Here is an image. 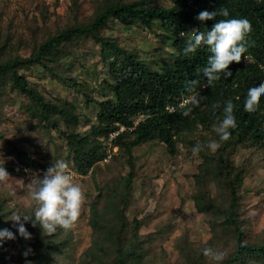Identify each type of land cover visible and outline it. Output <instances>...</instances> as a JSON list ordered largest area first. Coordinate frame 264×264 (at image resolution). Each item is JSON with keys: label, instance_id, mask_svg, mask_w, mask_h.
Wrapping results in <instances>:
<instances>
[{"label": "trees", "instance_id": "1", "mask_svg": "<svg viewBox=\"0 0 264 264\" xmlns=\"http://www.w3.org/2000/svg\"><path fill=\"white\" fill-rule=\"evenodd\" d=\"M220 9H227L228 17L217 15L216 20L203 22L196 19L201 11ZM38 10L44 20L49 18L48 9L43 3H39ZM231 18H246L251 22L248 51L240 63L233 62L229 66L231 77L224 79L222 76L218 82L206 86L202 70L207 66L211 54L209 48L201 45L196 52L188 55L184 54L183 49L193 30L207 33L216 21ZM112 19L130 26L141 23L145 27H152L155 23L159 24L164 32L162 37L170 41L173 49L171 58L146 63L139 58L137 50L109 39L102 30ZM46 30L40 39L27 40L29 43L20 47L15 43L8 44V36L4 39L0 32V96L6 86L21 92L26 98L29 116L47 131L48 124L55 128L63 123L62 134L75 168L82 174L91 170L90 177L98 195L103 197V203L100 207L90 204L89 223L94 238L101 236L102 239H94L90 252L84 253V258L88 254L92 259L100 256L105 264H168L164 254L160 251L149 252L145 248V239L136 238L138 230L145 224V217L134 215L129 224L126 221L125 212L136 202L133 195L138 176L134 165L137 158L135 149L148 141L158 140L165 146L166 152L173 155L178 142L185 146L189 142L193 147L201 145L191 138L196 130L204 129L211 130L212 138L221 144L214 153L201 151L205 160L199 165V173L210 172L211 178L224 191L225 200L209 211L210 214L218 213L211 220L219 223L222 232L219 236L212 235L201 245L184 239L182 247H178L180 256L176 264H215L203 255L206 247L224 252L222 264H264V233L255 239L249 238L240 216L246 166L234 165L228 155L242 146H252L254 149L264 147V96L256 112L244 110L249 88L264 81V0H171L169 5L161 0H99L93 15L79 19L69 14L62 26ZM86 37L99 43L102 51L108 49L111 52L108 74L112 81L106 82L105 86H109L108 91L113 96L98 100L96 124L91 125L89 133L82 134L79 122L81 118L89 120L75 113L74 103L64 108L59 104L60 96L45 99L20 69L23 66H39L83 95V85L67 74L65 64L70 50L66 44ZM193 79L200 81L196 89L203 97L200 106L188 102L186 113L179 108L168 111L165 108L167 104L177 102L182 93L190 94L186 92V87L188 81ZM228 101L235 105L237 126L229 129L230 138L223 141L214 126L223 119ZM217 103L220 107L214 109L213 105ZM121 126L124 128L120 130ZM114 132L110 146H117V149L100 166L99 162L104 160L107 151L99 137L107 138ZM200 138L201 141L205 140L203 135ZM111 161L116 162L115 168L111 167ZM33 163L25 161L26 166L33 168L41 165L39 162ZM126 167H132V170L123 173ZM97 174L102 177L101 185L97 182ZM203 199V195H199L196 202L199 204ZM18 205L17 202L11 203L8 196H0V230L8 229L16 236L15 240L0 241V261L7 264L6 260L11 256L8 249L17 240L19 259L14 264H25L22 254L28 248L32 249V253L27 260L32 264H67L63 252L73 238V228L69 231L57 229L49 235L29 222L25 227L32 238L24 240L11 220V214L18 211ZM23 214H32V210H24Z\"/></svg>", "mask_w": 264, "mask_h": 264}, {"label": "rangeland", "instance_id": "2", "mask_svg": "<svg viewBox=\"0 0 264 264\" xmlns=\"http://www.w3.org/2000/svg\"><path fill=\"white\" fill-rule=\"evenodd\" d=\"M98 1L0 0L2 38L8 36L6 38L8 44L15 43L20 47L31 40L34 41L35 38L40 39L47 28L54 30L62 26L69 14H74L79 19L93 15ZM161 2L165 5L171 4V0H161ZM39 3H43L48 9L47 20L41 17L38 10ZM102 31L109 39H114L129 49L137 50L139 58L146 63L153 64L154 60L167 61L172 56L170 41L164 40L162 37L164 32L157 23L152 27H145L141 23L130 26L112 19ZM66 46L70 50L69 59L65 64L68 69L67 74L83 85V95L77 93L73 87L56 80L39 66H23L20 71L30 84L41 91L45 99L50 100L60 96L59 104L64 108L68 107L69 103H74L75 113L89 120L81 118L79 122V131L85 134L89 133L92 124H96L95 112L98 100L113 96V93L108 91L109 86H105L106 82L112 81L108 74L110 67L108 57L111 52L108 49L102 51L101 45L89 37L67 43ZM25 104V96L8 86L2 97L0 96V156L12 178L7 184L0 185V196H8L11 203L17 202L19 205L16 213L22 214L24 210H29L26 185L31 178L34 175L42 178L56 160L68 162L74 173V181L84 190L86 200L81 215L73 227V238L64 249V261L67 264H105L100 256L92 259L88 254L84 258V253L90 252L94 239H102L101 236L94 238L89 223L90 204L94 203L100 207L103 203V197L98 195L95 183L90 177L91 170L82 174L75 168L72 154L62 134L63 123L55 128H51L48 124L47 131L37 125L35 118L29 116ZM201 130H196L191 138L193 141L201 145L215 141L211 130ZM202 135L205 137L204 141H201ZM110 138L112 133L107 138L99 137L107 151L104 160L99 162L100 166H103L110 153L117 149V146H110ZM192 149L191 142L186 146L178 142L176 153L169 155L165 146L158 140L148 141L135 149L137 158L134 165L138 176L133 195L136 202L125 212L126 221L129 224L134 215L145 217V224L138 230L136 238L145 239V248L149 252L160 251L164 254L165 258H168V264L177 263L180 256L178 247H182L184 239L201 245L212 235L219 236L222 232L219 223L211 220L213 215L218 213L210 214L209 211L225 200L224 191L211 178L210 172L199 173V165L205 158L201 152L194 155ZM204 150L214 153L207 147ZM228 155L234 165L246 166L240 216L244 220L246 235L255 239L264 233V147L254 149L252 146H242L230 151ZM25 161L30 164H34L35 161L41 165H34L33 168L26 166ZM115 164L116 162L111 161L110 165L115 168ZM131 168L126 167L122 172L131 171ZM96 178L101 185L103 181L101 175L97 174ZM199 195H203L204 199L198 204L196 198ZM212 203L214 204L211 205ZM17 242L14 241L8 249V254L11 256L6 260L7 264H14L19 259ZM0 264L3 263L0 261Z\"/></svg>", "mask_w": 264, "mask_h": 264}, {"label": "clouds", "instance_id": "3", "mask_svg": "<svg viewBox=\"0 0 264 264\" xmlns=\"http://www.w3.org/2000/svg\"><path fill=\"white\" fill-rule=\"evenodd\" d=\"M217 15L228 17L229 13L227 9L211 12L205 10L201 11L196 19L201 22L216 20ZM251 30V22L248 19L231 18L216 21L207 33L196 30L190 32V38L186 41L183 49L184 54L196 52L201 45H206L211 53L208 57L207 66L202 70V75L206 77V86L218 82L222 76L224 79L232 76V72L228 70L229 66L233 62L240 63L242 57L244 58V54L248 51V37ZM199 84L200 81L197 79L188 81L186 92L190 94L182 93L177 102L172 103L177 105L179 100L183 98H187L188 101L183 107H176V109L179 108L186 113L185 107L188 102L193 106H200L203 97L196 90ZM262 96H264V81H261L258 86L249 88L244 101V110L249 113L256 112ZM219 107V103L213 105L214 109ZM234 108L235 105L228 101L224 107L223 119L218 120L214 126L215 132L223 141L230 138L229 129H235L237 126ZM205 147L215 152L221 147V144L211 141L206 145L193 147L192 152L194 155H198ZM0 161H2L0 163V185H4L12 178L4 167L2 156H0ZM26 186L29 194L27 207L32 210V214L22 215L16 212L11 214V220L17 226L20 237L24 240L32 238L31 233L25 227V224L29 222L33 227L39 226L42 232L49 235L54 234L57 229L69 231L74 227L81 215L86 195L82 187L74 181V173L68 162L64 160L54 161L42 178L34 175ZM5 239L15 240L16 236L8 229L0 230V241ZM31 253L32 249L28 248L22 254L25 257V264H32L31 261L27 260ZM203 255L215 264H222L225 258L224 252L212 247L204 248Z\"/></svg>", "mask_w": 264, "mask_h": 264}, {"label": "built area", "instance_id": "4", "mask_svg": "<svg viewBox=\"0 0 264 264\" xmlns=\"http://www.w3.org/2000/svg\"><path fill=\"white\" fill-rule=\"evenodd\" d=\"M187 101H188L187 98H183V99L179 100V102L177 103V105L174 104V103H170V104H168V105L166 106V109H167L168 111H173V110L176 109V107H183ZM123 128H124V127L121 126V127H120V130L123 129ZM115 133H116V132L112 133V136H113Z\"/></svg>", "mask_w": 264, "mask_h": 264}]
</instances>
